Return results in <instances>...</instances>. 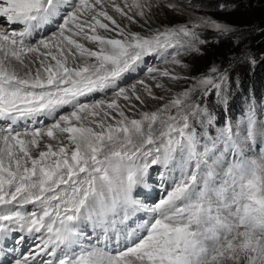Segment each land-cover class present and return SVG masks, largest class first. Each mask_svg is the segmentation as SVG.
<instances>
[{
  "label": "snow or ice",
  "instance_id": "6c2138e0",
  "mask_svg": "<svg viewBox=\"0 0 264 264\" xmlns=\"http://www.w3.org/2000/svg\"><path fill=\"white\" fill-rule=\"evenodd\" d=\"M160 6L0 0V264H264V97L219 120L207 97L227 103V69L189 78L146 66L187 68L178 57L208 43L198 29L239 30L201 17L141 34L108 11L147 24ZM241 57L257 63L247 46ZM139 70L156 88L160 77L191 83L146 110L136 84L122 86ZM153 166L162 193L149 202Z\"/></svg>",
  "mask_w": 264,
  "mask_h": 264
},
{
  "label": "rangeland",
  "instance_id": "374dc122",
  "mask_svg": "<svg viewBox=\"0 0 264 264\" xmlns=\"http://www.w3.org/2000/svg\"><path fill=\"white\" fill-rule=\"evenodd\" d=\"M223 0H187V7L191 8L192 12L190 13H179L174 9H170L165 7L163 4L160 7H157V14L156 16L153 11L150 13L151 19L148 20V23L145 24L144 20H139L137 23L134 32H140L138 31L141 29V25H144L143 29L141 30H148L150 27L151 29L155 30L159 27H175L180 24H185L184 21L187 20L191 15L193 17H210L213 20H216L218 22H224L227 23L234 28L241 30L243 33L236 35L234 38V44H236V41H239V46L241 48L238 51H231V52H222L220 50L213 51L212 49L208 51L207 54H209L210 57L206 56V46L209 45V43L200 45L201 52H187L182 54L178 59L183 60L188 67L184 68L180 65L176 64H163L159 60L152 59L148 66H155L159 67L161 69H167L171 73H174L176 75L182 76V77H197L201 74H205L208 72L209 68L213 65L218 66L219 68L227 69L228 75L231 73L233 74L234 71H236L237 66L244 62L245 60L241 57V51L244 49L245 46L250 48V43L254 40L260 39V32L257 30L258 35L251 36L253 33V28L256 26L264 27V0H233L235 7H231L228 9V11L223 12L224 14H233L232 18L227 20L226 18L221 19L217 17V13L219 10H221L218 5L222 3ZM151 3L155 5L157 3V0H151ZM160 3V2H159ZM155 9V7H154ZM233 10V12H231ZM225 21H221V20ZM228 21V22H227ZM121 24V23H118ZM136 24V23H135ZM137 30V31H136ZM198 31H202L204 39H206L208 42L211 40L216 41V36H218V33H216L213 29H198ZM220 36V35H219ZM263 42V43H262ZM264 45V40H261V43L259 44L260 47ZM252 52H255V47L251 49ZM263 50V49H262ZM255 54V53H254ZM213 57L212 59H210ZM255 58L257 59L256 55ZM210 61V62H209ZM197 63L201 66H204V70L202 71H195L192 69L191 63ZM146 65V66H147ZM141 73V71H138L137 73L133 74L135 76H128L124 79L122 86L124 87H130L132 84H136V90L138 94H141L142 97L145 99V105L146 110H154L156 107H159L161 103L166 102L167 99H171L172 95L178 92L183 91L186 89L189 84L191 83L190 79H180V80H170L166 77H160V82L164 85V89H171L170 92H166L164 89L156 88L154 87L155 81L151 79L150 74H148L145 70ZM230 73V74H229ZM264 73L261 66L257 69V75H261ZM137 74V75H136ZM237 78V76H236ZM138 80H144L146 84L153 86V92L157 96L164 95L166 100L165 101H156L151 100L144 96L143 92V86L138 84ZM247 84V83H246ZM249 85L247 84L245 86L244 90H248ZM258 91V89H257ZM228 92V90H227ZM241 94V93H239ZM227 97L228 94L226 93ZM112 97L111 93L108 94L107 97H104L106 99ZM209 97V96H208ZM207 97V98H208ZM99 98V97H96ZM193 99H198L197 96H194ZM242 100V99H241ZM121 104L124 103V101H120ZM203 103V101H201ZM133 103H137L136 101H133ZM139 106V105H138ZM241 115V112H239L235 117H239ZM217 117V116H216ZM232 119V118H231ZM235 120V119H233ZM159 168V166H155ZM159 169L154 170V172H158ZM155 175V174H154Z\"/></svg>",
  "mask_w": 264,
  "mask_h": 264
},
{
  "label": "trees",
  "instance_id": "16d2710c",
  "mask_svg": "<svg viewBox=\"0 0 264 264\" xmlns=\"http://www.w3.org/2000/svg\"><path fill=\"white\" fill-rule=\"evenodd\" d=\"M229 9V8H228ZM219 10L217 13V17L227 20L232 18L233 14H224L223 12L228 11ZM233 12V10L231 11ZM216 18V17H215ZM216 18V19H218ZM218 19V20H221ZM225 21V20H221ZM228 22V21H227ZM253 31V30H252ZM260 32V31H259ZM243 33L241 30L236 33H229L227 36H216V41H209V45L206 46V56L210 57L208 53L209 50H220L224 52L238 51L241 46L234 44V38L236 35ZM258 35L257 31H253L251 36ZM261 40H264V33L260 32V39L254 40L250 43V48L255 47V55L257 57V63L255 66L248 64L246 61L242 62L237 66V70L234 73L229 75V79L231 81L230 87L227 89L228 97L227 103H217L215 96L210 95L207 98V105L212 111V113L217 116L219 120L226 119L228 115L236 116L239 112L243 113L244 109L247 106V101L249 98H255V100L259 101L261 97H263L264 93V73L261 75H257V69L261 66L264 71V45L262 47L259 46ZM263 43V42H262ZM235 45V46H234ZM263 49V50H262ZM237 53V52H236ZM211 57L210 59H212ZM210 62V61H209ZM192 69L195 71L204 70V66H201L197 63H191ZM237 76V78H236ZM237 79L239 80V84H237ZM249 85L248 90H244L247 84ZM258 89V91H257ZM241 93V94H239ZM242 99V100H241Z\"/></svg>",
  "mask_w": 264,
  "mask_h": 264
},
{
  "label": "bare ground",
  "instance_id": "6f19581e",
  "mask_svg": "<svg viewBox=\"0 0 264 264\" xmlns=\"http://www.w3.org/2000/svg\"><path fill=\"white\" fill-rule=\"evenodd\" d=\"M117 3H120L123 5V0H116ZM129 2H131V0H129ZM160 2V5H165V4H168V3H173V4H176L178 5V9H175L177 12L179 13H191L192 10L191 8H189V6L187 7V0H157V3ZM156 3V4H157ZM108 11H109V14L112 15L114 17V19H116L117 23H121V27L125 28L126 30H131V31H134L137 23H130L126 18L124 17H121L119 13H116L111 7L108 8ZM153 11V13L158 16L157 14V7H154L152 8L151 12ZM129 15H134V12H129ZM139 19V18H138ZM200 18L199 17H193V15H191L187 20L184 21L185 24H192V23H196V22H199ZM221 23H224V22H221ZM183 24V23H182ZM227 24V23H225ZM181 25V24H180ZM229 25V24H228ZM0 27H4V28H8V25H6L5 23L3 22H0ZM143 29V28H141ZM139 29L138 31H140L141 34H147V31L146 30H141ZM158 29H161L163 30L164 27H159ZM208 29H212L210 27H208ZM137 31V30H136ZM101 34H106V35H110V36H115V33H104L103 30H101ZM83 42V41H82ZM86 43V46H89L91 47L90 44H87ZM152 58H148L147 60V64H149L151 62ZM155 61V60H154ZM156 62V61H155ZM157 63V62H156ZM148 66V65H147ZM142 72H144L143 70H139ZM135 74V73H134ZM137 75V74H136ZM129 76H135L133 74L129 75ZM128 77V76H126ZM125 77V78H126ZM161 81V80H160ZM112 97L108 98L109 100L111 99ZM69 109H65L64 111L67 112ZM50 123V121H45V124H48ZM155 169H158L157 167L153 166L152 168V171H150V175L152 176V179L151 180H154L153 183H155L156 185H159V182L155 180V175L153 174V171ZM29 209L32 207L31 205L27 206ZM31 241L28 240L27 238V241L25 242V244H22V245H25L26 247V250L28 251V248H29V245H30Z\"/></svg>",
  "mask_w": 264,
  "mask_h": 264
}]
</instances>
